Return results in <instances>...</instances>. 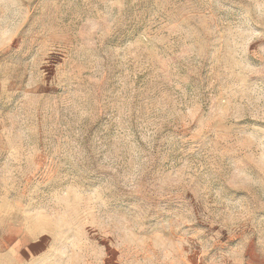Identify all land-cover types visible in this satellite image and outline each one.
Masks as SVG:
<instances>
[{
  "label": "rangeland",
  "instance_id": "obj_1",
  "mask_svg": "<svg viewBox=\"0 0 264 264\" xmlns=\"http://www.w3.org/2000/svg\"><path fill=\"white\" fill-rule=\"evenodd\" d=\"M0 264H264V0H0Z\"/></svg>",
  "mask_w": 264,
  "mask_h": 264
}]
</instances>
